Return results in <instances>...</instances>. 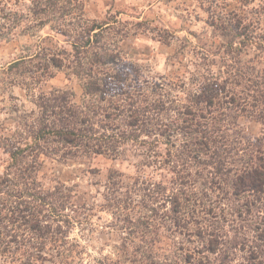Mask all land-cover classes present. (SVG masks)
<instances>
[{"label":"trees","instance_id":"obj_1","mask_svg":"<svg viewBox=\"0 0 264 264\" xmlns=\"http://www.w3.org/2000/svg\"><path fill=\"white\" fill-rule=\"evenodd\" d=\"M74 2L0 9V41L19 28L37 37L0 69L1 86L24 92L0 119V264H264V0L211 17L218 45H176L172 77L125 56L145 21L87 19ZM60 72L63 87L40 89ZM241 118L259 124L255 139ZM98 158L127 165L92 183L95 195L46 169ZM102 215L117 244L84 261L71 235L91 234Z\"/></svg>","mask_w":264,"mask_h":264},{"label":"rangeland","instance_id":"obj_2","mask_svg":"<svg viewBox=\"0 0 264 264\" xmlns=\"http://www.w3.org/2000/svg\"><path fill=\"white\" fill-rule=\"evenodd\" d=\"M75 14H82L87 19L102 20L108 13L118 12L122 19L132 22L145 21L146 24L141 29L146 34L136 37L129 36L123 40L121 47L128 61L142 66L152 74L168 75L172 77L177 73L176 68L171 67L173 49L176 45L183 44L184 40L190 43L200 44L214 43L218 45L221 38L213 37L211 17L226 19L231 12H240V0H74ZM28 5V0H0V9L6 11H21ZM73 5V2H72ZM167 30L174 35V40L168 44L158 41V36L167 39L162 30ZM36 35H41L38 33ZM192 35L197 36L193 38ZM206 35V36H204ZM178 39V40H176ZM37 37L23 35L19 29L12 32L11 38L7 41H0V69L8 65L9 62L20 56L24 47H29L36 42ZM44 46H49L52 41L40 40ZM196 43V44H197ZM264 61V55L261 58ZM259 69H264V63L257 64ZM66 84L63 73H57L52 79L41 85L42 91H49L53 88H61ZM67 87L76 94L78 87L75 82H67ZM8 86L0 85V119L5 116L10 105L11 94L14 102L24 96V92L15 87L8 90ZM237 130L246 139H255L260 130L259 124L249 119L241 118L237 122ZM133 161V159H131ZM130 161V160H129ZM127 163L124 159L106 160L98 158L92 162H68V163H47L48 173H54L66 185H76L82 192H92L101 189L100 186L92 183H101L105 178L108 169L116 168L124 170ZM91 201V200H90ZM110 221L107 215H102L99 222L92 224V233L74 229L71 237L79 241L83 247L82 258L88 261L98 258L101 255L109 254L112 246L117 244L113 233L105 227ZM91 236V237H90ZM170 244L165 233L159 234L157 246L167 249ZM100 254V255H99Z\"/></svg>","mask_w":264,"mask_h":264}]
</instances>
